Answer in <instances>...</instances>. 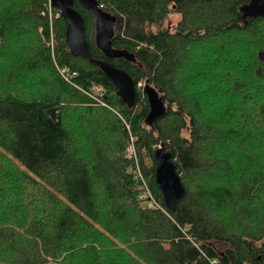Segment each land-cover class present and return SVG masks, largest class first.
I'll use <instances>...</instances> for the list:
<instances>
[{"label": "trees", "instance_id": "16d2710c", "mask_svg": "<svg viewBox=\"0 0 264 264\" xmlns=\"http://www.w3.org/2000/svg\"><path fill=\"white\" fill-rule=\"evenodd\" d=\"M248 2L99 0L124 51L108 57L75 0L92 57L133 77L129 107L48 0H0V264H264V17L244 19ZM143 79L167 107L154 124ZM123 118L164 210L141 197ZM162 144L186 189L176 210L156 181Z\"/></svg>", "mask_w": 264, "mask_h": 264}, {"label": "water", "instance_id": "95a60500", "mask_svg": "<svg viewBox=\"0 0 264 264\" xmlns=\"http://www.w3.org/2000/svg\"><path fill=\"white\" fill-rule=\"evenodd\" d=\"M84 9L92 10L96 16V43L108 57L123 55L124 51L116 50L112 45L115 34L116 16L103 10L99 0H78ZM75 0H52V5L60 10L61 16L68 21L66 41L74 56H82L96 63L105 73L107 79L129 107L136 105L137 87L133 77L124 69L116 67L108 60L94 59L85 38V20L82 14L74 7ZM240 11L244 19L264 17V0H250L243 4ZM144 91L148 97L150 111L147 121L154 124L167 112L164 98L156 88L147 84ZM156 181L163 192L165 203L171 210H176L180 199L186 195L181 176L173 160V155L162 144L155 151Z\"/></svg>", "mask_w": 264, "mask_h": 264}, {"label": "built area", "instance_id": "2783aa9c", "mask_svg": "<svg viewBox=\"0 0 264 264\" xmlns=\"http://www.w3.org/2000/svg\"><path fill=\"white\" fill-rule=\"evenodd\" d=\"M49 3H50L51 8L54 10V6L52 5V0H49ZM58 15L61 16L60 10H59ZM51 20L53 21V18H51ZM60 73L63 76V78L72 82V78L74 76V73L71 74L70 71L65 69V68L60 69ZM127 127L130 131V137H129V141H128V145H127V149H126V157H128L130 160H132L135 164V178L138 179L139 181H141V184H142V196L141 197L146 201L147 205L150 208H155V209L161 208V209H163V207L156 200V198H155V196L151 190V187L148 183V180L145 178V175H144L143 170L141 168V163H140V159H139V155H138V151H137V146H136L137 145L136 143L138 141V136L134 135L132 130H130V125H127ZM211 263L212 264H219V261L217 259H212Z\"/></svg>", "mask_w": 264, "mask_h": 264}, {"label": "rangeland", "instance_id": "374dc122", "mask_svg": "<svg viewBox=\"0 0 264 264\" xmlns=\"http://www.w3.org/2000/svg\"><path fill=\"white\" fill-rule=\"evenodd\" d=\"M47 6H48V9H47V10H48V12H49V17H50V18H53V21H54L55 18L59 17V15H58V13L55 12V9L53 10V9L51 8L50 3H49V0H48V5H47ZM180 18H181L180 14L173 13V14L171 15L169 21H168L169 26H171V28L174 27V26L177 24V22L180 20ZM95 38H96V36H95ZM60 75H61V74H60ZM41 76H42V73H41ZM61 76H62V75H61ZM64 80L67 81V82L70 83V84H74V83H72V82L66 80L65 78H64ZM145 85H146V80H145V79L141 80V81L138 83V89H141L142 91H144V87H145ZM101 103H102V105L106 106V103H105V102H101ZM111 110H112V111H115L117 114L120 115V113H119L118 111H116L115 108H112V107H111ZM123 120H124L125 123H127V125H130V123H129L127 120H125L124 118H123ZM130 130H132V129H131V126H130ZM132 132H133V131H132ZM133 133H134V132H133ZM134 135H136V134L134 133ZM136 136H138V135H136ZM129 137H130V134H129ZM129 137H128V140H127L126 149H127V145H128ZM136 146H137V145H136ZM125 151H126V150H125ZM137 151H138V149H137Z\"/></svg>", "mask_w": 264, "mask_h": 264}, {"label": "flooded vegetation", "instance_id": "af4514ba", "mask_svg": "<svg viewBox=\"0 0 264 264\" xmlns=\"http://www.w3.org/2000/svg\"><path fill=\"white\" fill-rule=\"evenodd\" d=\"M114 27H115V25H114ZM115 35V34H114Z\"/></svg>", "mask_w": 264, "mask_h": 264}, {"label": "bare ground", "instance_id": "6f19581e", "mask_svg": "<svg viewBox=\"0 0 264 264\" xmlns=\"http://www.w3.org/2000/svg\"><path fill=\"white\" fill-rule=\"evenodd\" d=\"M61 68V67H60Z\"/></svg>", "mask_w": 264, "mask_h": 264}]
</instances>
